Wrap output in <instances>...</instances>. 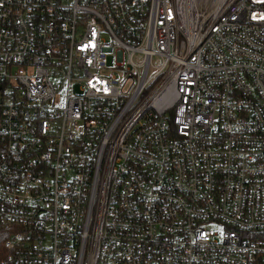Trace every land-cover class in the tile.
Listing matches in <instances>:
<instances>
[{
  "label": "built area",
  "instance_id": "1",
  "mask_svg": "<svg viewBox=\"0 0 264 264\" xmlns=\"http://www.w3.org/2000/svg\"><path fill=\"white\" fill-rule=\"evenodd\" d=\"M0 264H264V0H0Z\"/></svg>",
  "mask_w": 264,
  "mask_h": 264
},
{
  "label": "trees",
  "instance_id": "2",
  "mask_svg": "<svg viewBox=\"0 0 264 264\" xmlns=\"http://www.w3.org/2000/svg\"><path fill=\"white\" fill-rule=\"evenodd\" d=\"M3 238H4L3 234L0 233V255L2 254L1 242H2Z\"/></svg>",
  "mask_w": 264,
  "mask_h": 264
}]
</instances>
